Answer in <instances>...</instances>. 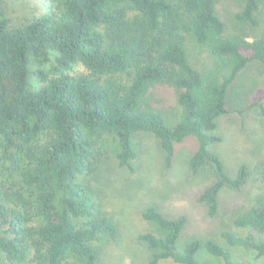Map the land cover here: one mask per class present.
<instances>
[{"label": "trees", "instance_id": "obj_1", "mask_svg": "<svg viewBox=\"0 0 264 264\" xmlns=\"http://www.w3.org/2000/svg\"><path fill=\"white\" fill-rule=\"evenodd\" d=\"M34 1L12 18L0 0V264H23L29 252L32 264H101L95 242L118 228L82 177L95 170L105 135L117 139L119 165L133 170L137 131L157 138L167 166L175 143L196 137L188 170L213 177L197 197L211 219L224 189L251 181L257 190L230 217L245 233L219 222L224 246L211 236L183 240L188 216L148 205L150 227L138 235L146 264H213L201 249L222 264H238L232 248L264 259V156L229 174L209 148L222 139L218 116L257 108L264 119V88L229 94L250 63L264 66V0H234L228 21L220 0ZM79 64L86 71L71 72Z\"/></svg>", "mask_w": 264, "mask_h": 264}, {"label": "rangeland", "instance_id": "obj_2", "mask_svg": "<svg viewBox=\"0 0 264 264\" xmlns=\"http://www.w3.org/2000/svg\"><path fill=\"white\" fill-rule=\"evenodd\" d=\"M5 1L8 14L12 18L26 16L30 10L29 6L33 5V2L29 3L30 5L27 3L29 0H20V7L18 2L16 6H12L10 2L8 4V0ZM44 2L50 0H35L34 4ZM218 9L222 18L228 21L230 14L236 10V2L220 0ZM200 57L205 59L203 55ZM85 71L79 64L71 72ZM252 83L255 85L252 86ZM251 86L249 96L257 88H264V66L258 63H250L240 72L230 86L229 94L234 97L235 92L250 90ZM165 94L169 98L167 91ZM234 100L236 103L239 101L238 97ZM165 101L167 104L175 103L173 98ZM216 119L218 120L214 133L221 135L222 139L210 144L209 148L222 157L225 170L227 169L229 174H235L241 163L251 166L258 158L264 156V119L257 108H251L242 114L229 111ZM131 145L136 153L131 159L133 170L119 165L116 156L117 139L113 135H105L97 145L95 170L82 177L83 183L90 188L91 195L98 203L99 210L111 217L118 228L115 238L95 242L100 251L101 264L147 263L149 249L138 239V235L150 227L142 218V212L148 205H158L163 212L172 216L186 214L188 225L183 233V240L190 235L204 238L211 236L219 241L217 243L222 244L223 240L219 236L221 221L235 234L246 232L231 225L230 217L237 207L251 203L257 190L253 188L251 181L242 186L240 191L224 189L219 203V216L214 219L208 217L205 206L197 201V197L213 177L207 170L196 175L188 170L190 155L197 148L196 137L187 136L181 142L175 143L173 158L168 166L165 153L152 133L135 132ZM232 250L238 264H264V259L256 258L252 252L240 248ZM29 255L31 258L32 253L29 252ZM198 257L208 259L213 264H222L220 259L207 254L204 249L199 251ZM29 258L23 264H32ZM157 264L179 263L162 259Z\"/></svg>", "mask_w": 264, "mask_h": 264}]
</instances>
